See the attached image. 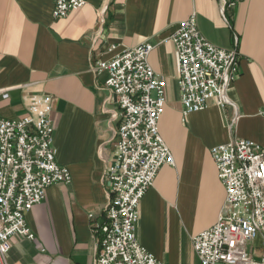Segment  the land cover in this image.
<instances>
[{
	"label": "crops",
	"instance_id": "obj_1",
	"mask_svg": "<svg viewBox=\"0 0 264 264\" xmlns=\"http://www.w3.org/2000/svg\"><path fill=\"white\" fill-rule=\"evenodd\" d=\"M85 1L53 19V0H0V118L25 117V96H51L56 162L71 174L25 215L34 239L12 237L8 264H94L92 224L104 221L120 121L107 73L92 67L142 43L154 46L148 62L165 81L158 127L174 166L161 167L141 200L136 238L163 264H199L191 238L215 224L225 201L211 148L264 144V0ZM191 14L207 42L237 52L239 73L224 107L210 100L183 118L169 38Z\"/></svg>",
	"mask_w": 264,
	"mask_h": 264
},
{
	"label": "built area",
	"instance_id": "obj_2",
	"mask_svg": "<svg viewBox=\"0 0 264 264\" xmlns=\"http://www.w3.org/2000/svg\"><path fill=\"white\" fill-rule=\"evenodd\" d=\"M219 1L233 7L242 0ZM85 4V0H53L52 17L65 18ZM169 40L183 118L204 110L210 100L224 107L226 91L239 73L237 52L207 42L198 30L195 14L180 22ZM153 49L150 43H142L92 67L95 73H107L105 85L119 110L113 117L120 121L114 159L105 171L109 196L104 221L92 224L99 236L94 264H163L136 238L141 200L161 167L174 166L159 134L165 81L148 62ZM23 102L25 117L0 118V264H8L12 237L34 239L25 215L44 202L47 189L71 182L68 168L56 162L49 118L52 97L25 96ZM262 117L264 120V110ZM210 154L225 201L215 224L191 238L199 264H264V252L255 258L247 251L257 240L264 247V144L234 139L212 147Z\"/></svg>",
	"mask_w": 264,
	"mask_h": 264
},
{
	"label": "rangeland",
	"instance_id": "obj_3",
	"mask_svg": "<svg viewBox=\"0 0 264 264\" xmlns=\"http://www.w3.org/2000/svg\"><path fill=\"white\" fill-rule=\"evenodd\" d=\"M247 251L253 253L255 258H259L262 252H264V247H262L261 241L257 240L255 243L248 245Z\"/></svg>",
	"mask_w": 264,
	"mask_h": 264
}]
</instances>
